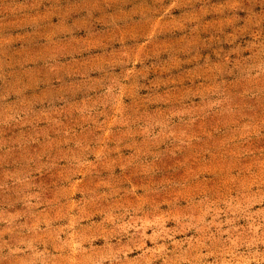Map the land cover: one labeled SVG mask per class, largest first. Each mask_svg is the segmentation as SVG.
Returning <instances> with one entry per match:
<instances>
[{
    "label": "rangeland",
    "instance_id": "374dc122",
    "mask_svg": "<svg viewBox=\"0 0 264 264\" xmlns=\"http://www.w3.org/2000/svg\"><path fill=\"white\" fill-rule=\"evenodd\" d=\"M0 264H264V0H0Z\"/></svg>",
    "mask_w": 264,
    "mask_h": 264
}]
</instances>
